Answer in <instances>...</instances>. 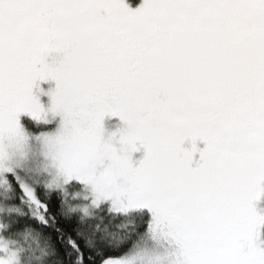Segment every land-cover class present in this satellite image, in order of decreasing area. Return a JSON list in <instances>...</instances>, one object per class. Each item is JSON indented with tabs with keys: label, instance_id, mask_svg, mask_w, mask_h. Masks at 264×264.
I'll list each match as a JSON object with an SVG mask.
<instances>
[{
	"label": "snow or ice",
	"instance_id": "snow-or-ice-1",
	"mask_svg": "<svg viewBox=\"0 0 264 264\" xmlns=\"http://www.w3.org/2000/svg\"><path fill=\"white\" fill-rule=\"evenodd\" d=\"M72 187L129 238L86 236ZM262 200L264 0H0V264L25 207L42 264H264Z\"/></svg>",
	"mask_w": 264,
	"mask_h": 264
},
{
	"label": "trees",
	"instance_id": "trees-1",
	"mask_svg": "<svg viewBox=\"0 0 264 264\" xmlns=\"http://www.w3.org/2000/svg\"><path fill=\"white\" fill-rule=\"evenodd\" d=\"M139 1L140 0H131L132 6L134 7V5H138ZM51 83L50 88L45 91L55 88V83ZM41 102L47 107L50 104V97L46 95L41 96ZM117 119L118 118H105L104 124L108 132L117 130ZM59 120H61V118L57 116L52 123L44 124L38 123L27 114H23L21 116V123L29 132H39L41 130L54 132L59 128L60 122L59 125L57 123ZM142 156L143 152L141 151L136 153L134 158L140 159ZM76 190L77 189H72L69 193H65L61 190L55 193V196L57 200L63 202L62 211L64 215L81 222V229L86 236L91 237L94 241L103 240L109 243H120L129 238L130 233L135 230V225L132 220L118 217H107L92 208L89 209L87 213L82 212V209H80L81 207H76V203L73 202L77 198L74 195ZM70 206L72 208H70ZM262 208H264V206H262ZM72 209H75V212H73ZM21 213H23V217L21 218L20 223L23 228V232L17 237V240L20 247L27 249L25 264H42L41 260L37 259V257H43L44 253L49 251L48 242L43 236L38 235L31 228V222L27 219L29 214L28 209L26 207L22 208ZM66 223L67 222L60 219L61 227H64ZM68 230L71 232V235L75 237V232L71 231V227H69ZM53 235H55V233H53Z\"/></svg>",
	"mask_w": 264,
	"mask_h": 264
},
{
	"label": "rangeland",
	"instance_id": "rangeland-1",
	"mask_svg": "<svg viewBox=\"0 0 264 264\" xmlns=\"http://www.w3.org/2000/svg\"><path fill=\"white\" fill-rule=\"evenodd\" d=\"M141 3V0L139 1V4ZM138 4V5H139ZM138 5H134V7H136V6H138ZM51 82H49V83H44V84H42V87L45 89V90H47V89H49L50 88V86H51ZM117 121H118V127H120V126H122V123L119 121V119H117ZM59 122H60V120L57 122L58 123V125H59ZM72 189H77V188H74V187H72V188H65V189H63V191L65 192V193H69ZM74 195L77 197L73 202L74 203H76V207H81L80 209H82V212H85L84 211V209H85V207L87 206V201H85V193L84 192H82L81 190H79V189H77L75 192H74ZM68 205V204H67ZM66 205V206H67ZM69 206V205H68ZM67 206V207H68ZM260 207H262V206H264V200H262L261 202H260V205H259ZM70 208H72L71 206H70ZM69 208V209H70ZM89 209H91L90 207L88 208V210Z\"/></svg>",
	"mask_w": 264,
	"mask_h": 264
}]
</instances>
